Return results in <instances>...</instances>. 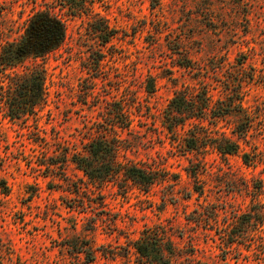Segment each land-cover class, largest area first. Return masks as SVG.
<instances>
[{
    "label": "rangeland",
    "instance_id": "rangeland-1",
    "mask_svg": "<svg viewBox=\"0 0 264 264\" xmlns=\"http://www.w3.org/2000/svg\"><path fill=\"white\" fill-rule=\"evenodd\" d=\"M83 1L88 10L70 19L65 0H0V49L34 11L68 20L64 45L43 62L49 101L38 116L10 121L0 96V264H152L135 247L152 228L164 232L165 254L175 253L164 264H264L246 216L264 190V163L181 148L199 129L264 158V0ZM96 22L114 30L107 45ZM203 87L213 110L170 133L163 120L172 99ZM233 97L243 98L244 113L225 111ZM111 105L130 117L128 130L109 131L123 141L121 159L168 179L149 193L88 187L62 155L112 124ZM219 107L226 116L215 117Z\"/></svg>",
    "mask_w": 264,
    "mask_h": 264
},
{
    "label": "trees",
    "instance_id": "trees-1",
    "mask_svg": "<svg viewBox=\"0 0 264 264\" xmlns=\"http://www.w3.org/2000/svg\"><path fill=\"white\" fill-rule=\"evenodd\" d=\"M62 6H64L63 9H66L70 19L80 15V12L88 10V6L83 0H65ZM67 21L62 14L55 13L51 9L34 11L19 39L7 43L0 49V83L2 84L0 85L2 92L0 96L3 99L5 117L10 121L17 122L22 119L37 117L38 111L47 105L49 91L47 71L43 62L64 45L68 35ZM93 24H95L93 31L98 34L102 44L107 45L115 36L114 30L105 23L96 22ZM101 58H98L97 61L95 59V61L100 63ZM27 61L32 62L30 68H26L19 75L15 74L14 72L19 67L27 65ZM145 90L149 94H154V84L147 86ZM201 90L200 93H197L196 90L180 92L172 99L163 120L164 126L170 133L177 132L179 127L186 126L193 119L203 120L208 111L213 110L210 107L212 97L208 89L203 87ZM233 99L227 105L223 104V107L226 108L225 111L228 114L232 110L244 113L243 98L233 97ZM217 112L220 115H215L216 118L226 116V113L220 111V107L219 111H215L214 114ZM109 113L113 120L112 124L107 123L105 124L106 127L103 126L104 123L99 125L100 129L97 131V135L89 139L83 147H78L72 152L66 151L62 155L66 156L82 173L88 187H95L101 191L109 183H123L124 192L132 184L141 191L149 193L155 185L164 183L168 179L159 173L158 170H161L159 168L128 164L121 159L123 141L117 131L114 134L109 131L116 130L118 127L122 130H128L130 117L121 107L115 105H111ZM209 137V134L206 135V132L202 133L198 129L181 143V148L184 149V152H188L213 147L225 159L233 155L240 156L247 166L264 163V158L260 157V152H246L241 149L239 142L226 135L222 139H209ZM257 190L252 208L246 216L251 226V237L254 238V243L260 244L264 251V203L260 199L264 190L262 186L258 187ZM241 234L233 235L230 231L226 235L228 238H239ZM164 236V232L160 228L146 230L143 237L135 244L140 257L152 264H164L161 262L163 258L170 257L171 259L175 253L169 251L172 256L165 254V246L168 245L163 238ZM168 248L171 250L170 247ZM75 250L77 254H84L88 263L94 261V255L90 252V248L81 247Z\"/></svg>",
    "mask_w": 264,
    "mask_h": 264
}]
</instances>
